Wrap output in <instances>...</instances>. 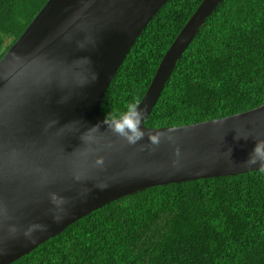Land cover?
I'll return each instance as SVG.
<instances>
[{"label":"water","instance_id":"95a60500","mask_svg":"<svg viewBox=\"0 0 264 264\" xmlns=\"http://www.w3.org/2000/svg\"><path fill=\"white\" fill-rule=\"evenodd\" d=\"M168 1L48 0L0 59V264L149 187L261 169L244 161L264 140V104L188 125H145L178 60L222 0H203L164 55L140 102L147 108L144 139L128 144L103 124L112 80ZM154 129H171L170 138L150 145Z\"/></svg>","mask_w":264,"mask_h":264},{"label":"trees","instance_id":"16d2710c","mask_svg":"<svg viewBox=\"0 0 264 264\" xmlns=\"http://www.w3.org/2000/svg\"><path fill=\"white\" fill-rule=\"evenodd\" d=\"M48 0H0V59ZM203 0H169L131 48L101 115L144 98ZM264 104V0H222L178 60L150 128ZM12 264H264V171L153 186L99 208Z\"/></svg>","mask_w":264,"mask_h":264},{"label":"clouds","instance_id":"9594fccd","mask_svg":"<svg viewBox=\"0 0 264 264\" xmlns=\"http://www.w3.org/2000/svg\"><path fill=\"white\" fill-rule=\"evenodd\" d=\"M93 79H95V75H93ZM146 111V106L142 108L140 107L139 101H134L127 103L124 106L123 111L108 112L107 114H105L102 122L112 133L124 138L128 144H136L138 141L144 139L145 131L144 128L141 127V125H144ZM98 129L99 125H96L89 129V131H98ZM89 131H87L86 133H88ZM171 132V129H167L166 131L159 129L150 130L148 133V143L150 145H159L161 139L164 136H169L170 138ZM86 133L82 136L83 141L86 140ZM244 138L246 139L247 136L245 135ZM227 154L230 158V149ZM244 164L249 168L259 164L261 170L264 171V140H257L255 142L251 152L248 155V158L244 161ZM53 202L60 203L62 201H57V198L54 196ZM35 227L43 226L37 225Z\"/></svg>","mask_w":264,"mask_h":264}]
</instances>
